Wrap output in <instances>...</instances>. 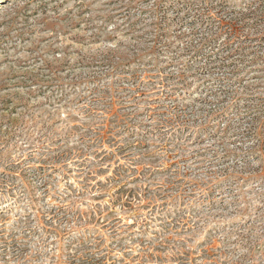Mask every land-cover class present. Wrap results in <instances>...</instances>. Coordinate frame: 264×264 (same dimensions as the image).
I'll return each mask as SVG.
<instances>
[{
    "label": "rangeland",
    "instance_id": "374dc122",
    "mask_svg": "<svg viewBox=\"0 0 264 264\" xmlns=\"http://www.w3.org/2000/svg\"><path fill=\"white\" fill-rule=\"evenodd\" d=\"M0 264H264V0H0Z\"/></svg>",
    "mask_w": 264,
    "mask_h": 264
}]
</instances>
